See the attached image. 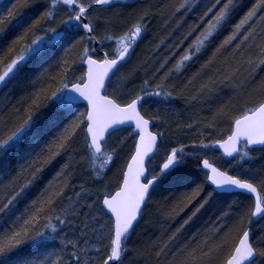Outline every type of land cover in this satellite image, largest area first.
<instances>
[{
  "label": "snow or ice",
  "instance_id": "obj_1",
  "mask_svg": "<svg viewBox=\"0 0 264 264\" xmlns=\"http://www.w3.org/2000/svg\"><path fill=\"white\" fill-rule=\"evenodd\" d=\"M130 7L0 0V92L8 89L0 103V264H140L142 255L158 264H264V166L245 168L254 146L264 151V0L246 11L243 0H166L156 12L126 15ZM155 14L168 37L128 68ZM24 82L23 94L10 97V85ZM225 88L228 100L188 123L159 107L179 98L205 104ZM173 123L197 132L199 143L170 146ZM209 130L218 138L206 143ZM217 148L222 156L210 157ZM201 154L204 182L166 215L175 220L200 197L195 209L167 240L134 243L153 193L192 180L182 169ZM81 167L91 184L76 190ZM221 194L235 199L185 236Z\"/></svg>",
  "mask_w": 264,
  "mask_h": 264
},
{
  "label": "trees",
  "instance_id": "obj_2",
  "mask_svg": "<svg viewBox=\"0 0 264 264\" xmlns=\"http://www.w3.org/2000/svg\"><path fill=\"white\" fill-rule=\"evenodd\" d=\"M251 1L252 0H244L245 6L244 4L243 6H248ZM5 2H10V0H6ZM149 6L153 9L154 12H156L159 8L163 7L161 4V0H153L152 3H149L148 0H137L133 4V7H130L134 9H126L125 14H134L139 8ZM154 7H157L156 10ZM159 20L161 23L158 26V29L153 32L152 35L150 34L151 24H149L145 36H143V39H141L136 46L135 52L132 55L128 68H131L132 66H135L140 62L149 60L153 57L152 39L155 35H158V33L161 31V27H163L164 25V21L160 15ZM148 38H151V47L146 45ZM176 59L178 58L176 57ZM202 59L201 61H196L192 63L188 67L187 71H185L183 78H187L188 76H190L192 72L195 71V69L199 66V63L202 62ZM172 63H175V60H173ZM263 76L264 70L257 75V81H259V79H261ZM27 86V82H24L22 84L14 83L10 85L11 92H9V96L12 98H18L20 95L23 94V90ZM4 92H8V89H5ZM4 92H0V103L3 102ZM230 96H232L231 92L221 89V91L214 100L209 101L205 104L188 102L183 98H179L174 100L171 106L160 105L159 107L162 109V111L166 109L170 113L172 112V109H175L176 112L180 113L179 121L188 123L191 122L188 119L189 116H192L194 118L197 116V114H199L200 117L209 116L211 114L209 111L210 106L214 108L220 102L228 100ZM248 98L250 99L251 97ZM145 107L152 108L154 110L157 106L149 102V104ZM169 119L170 121H176L178 118L175 115H170ZM209 132H211V130L205 132V135L203 137L206 143L218 138L215 133H211L210 135ZM169 137L170 146H178V144L181 142L186 144H191L193 142L199 143V140L201 138L197 132H191L186 129H177L175 123L172 124V130L169 133ZM259 154L262 157V161L260 162L261 165L259 164L258 166L254 167L249 162L245 164V168L251 167L253 169H259L261 166H264V151H261L260 149ZM199 159H202V157L200 156L186 159L184 168L182 169V171H186L191 175L192 180L185 182L169 180L166 181L163 185H161L153 193L150 201L151 205L148 206L143 219L140 220L135 230V233L133 234L134 243L147 245L149 241L155 242L157 238H159L160 241L167 240L168 235H170L171 232L174 231L183 222V220L186 219L187 216L190 215L191 212L195 209V207L198 205L200 197H198L197 200H194L191 205L185 208L184 211L181 212L179 216L175 218V220L169 219L166 215L167 209L171 207V205L177 200V198L183 195H190L192 189L196 187V184L204 182V175L198 167ZM11 162L13 164L15 163L14 158ZM225 167L227 166L225 165ZM109 178H111V174L109 175ZM81 183L91 184L90 176L86 173L83 167H81L73 177V184L77 186L76 190H79V185ZM207 190L211 191V187L209 186ZM204 195H206V192L201 194V196ZM233 199H235V197L229 194H221L217 196L212 203L202 209L201 212L198 213L197 216L193 219V221L188 226H186L184 235H191L197 229H201L210 220H215L216 216L219 215L218 209L221 207L226 208L227 204L231 203ZM140 264H158V262L151 257L144 258L142 255ZM159 264H164V262L160 261Z\"/></svg>",
  "mask_w": 264,
  "mask_h": 264
},
{
  "label": "rangeland",
  "instance_id": "obj_3",
  "mask_svg": "<svg viewBox=\"0 0 264 264\" xmlns=\"http://www.w3.org/2000/svg\"><path fill=\"white\" fill-rule=\"evenodd\" d=\"M137 0H127L128 3H132L134 4ZM153 0H148L149 3H152ZM255 2V0H252L248 6L244 7L245 6V2L243 0V8L242 10L246 11L248 7H250L253 3ZM166 3V0H161V4L162 6ZM155 10L157 7H154ZM134 8H130V10H133ZM166 13V12H165ZM167 14V13H166ZM61 15H63V13H61ZM147 29H148V26L149 24H151V32L150 34L152 35L153 32H155L157 29H158V26L160 25V20H159V15L158 14H155L153 17H151L147 22ZM170 32V28H167L163 25V27H161V31L158 33V35H155L152 39V42H153V52H154V49H155V45H156V42H158L159 40L161 39H165L166 37H168V34ZM150 35V36H151ZM145 36V34H144ZM177 36H179V33L176 34V36H172L170 39L166 40V43L164 45V47L161 48L160 50V53L161 54L160 56H163L166 48H167V45L168 43H171L173 41L176 40ZM222 38V37H221ZM146 45L150 46L151 47V38H148L147 39V43ZM186 47V45H185ZM136 49V48H135ZM135 52V51H134ZM183 54V51L181 50L180 53L176 56L178 59H179V55H182ZM264 69H261V70H258V74L261 73ZM264 78V76L262 77ZM225 91H229L232 93V91L230 89H224ZM259 151L260 149L256 150L254 152H252V156H253V160L250 162V164L254 167L258 166L260 164V162L262 161V157L261 155L259 154ZM208 155L212 158H217V157H221V155L219 153H216V152H209ZM201 157L203 158V154H201ZM220 162V161H218ZM261 165V164H260ZM149 205H151V203H149ZM148 205V206H149ZM147 210V209H146Z\"/></svg>",
  "mask_w": 264,
  "mask_h": 264
},
{
  "label": "water",
  "instance_id": "obj_4",
  "mask_svg": "<svg viewBox=\"0 0 264 264\" xmlns=\"http://www.w3.org/2000/svg\"><path fill=\"white\" fill-rule=\"evenodd\" d=\"M93 46L98 47L99 45H93ZM254 148H260V146L257 145V146H254ZM215 151H217V152L222 154V150H220L219 148H217Z\"/></svg>",
  "mask_w": 264,
  "mask_h": 264
},
{
  "label": "flooded vegetation",
  "instance_id": "obj_5",
  "mask_svg": "<svg viewBox=\"0 0 264 264\" xmlns=\"http://www.w3.org/2000/svg\"><path fill=\"white\" fill-rule=\"evenodd\" d=\"M260 149V148H259ZM214 152H216V153H219V152H217V151H214ZM221 156H222V154L221 153H219ZM225 159H228V158H225Z\"/></svg>",
  "mask_w": 264,
  "mask_h": 264
}]
</instances>
